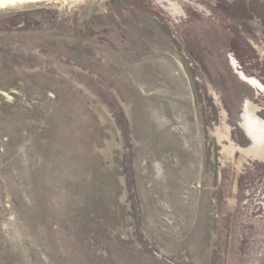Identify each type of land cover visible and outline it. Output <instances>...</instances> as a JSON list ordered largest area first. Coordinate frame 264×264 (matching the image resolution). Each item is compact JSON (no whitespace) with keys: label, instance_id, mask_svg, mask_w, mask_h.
<instances>
[{"label":"rangeland","instance_id":"obj_1","mask_svg":"<svg viewBox=\"0 0 264 264\" xmlns=\"http://www.w3.org/2000/svg\"><path fill=\"white\" fill-rule=\"evenodd\" d=\"M248 107L264 0L0 8V264H264Z\"/></svg>","mask_w":264,"mask_h":264},{"label":"bare ground","instance_id":"obj_2","mask_svg":"<svg viewBox=\"0 0 264 264\" xmlns=\"http://www.w3.org/2000/svg\"><path fill=\"white\" fill-rule=\"evenodd\" d=\"M35 1H43V0H0V8L20 5L24 3L26 4L29 2L34 3ZM247 111H248V115L246 117V127L251 129V139L252 140L254 139L252 142L256 141V145H257L256 149L264 154V122L259 118L251 115L250 107H248Z\"/></svg>","mask_w":264,"mask_h":264}]
</instances>
